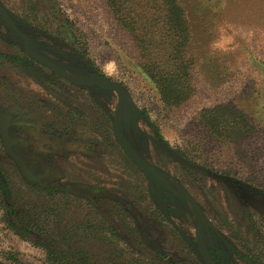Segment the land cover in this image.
I'll use <instances>...</instances> for the list:
<instances>
[{"label": "rangeland", "instance_id": "374dc122", "mask_svg": "<svg viewBox=\"0 0 264 264\" xmlns=\"http://www.w3.org/2000/svg\"><path fill=\"white\" fill-rule=\"evenodd\" d=\"M178 3L189 28L193 94L183 106L167 109L106 0H0L35 50L73 76L102 74L127 89L153 125L134 115L125 136L197 200L213 225L207 235L203 230L202 242L219 246L221 264H264V0ZM126 4L134 18L159 19L163 29L160 2ZM71 92L76 99L74 111L63 112L71 118L66 123L49 114L47 105L57 111L59 99L64 102ZM118 101L115 92L69 87L32 63L24 41L0 18V111L27 125L11 129L15 152L39 183L67 193L52 199L29 186L0 140V168L9 186L6 193L0 190V264H51V244L60 250L64 235L94 264H150L157 256L158 264H204L197 237L202 221L194 205L148 181L117 145L111 124ZM218 106L241 110L258 133L245 144L214 141L199 121ZM162 142L205 170L173 162ZM238 190L254 203L242 201ZM35 214L42 215L40 225L25 231L21 218Z\"/></svg>", "mask_w": 264, "mask_h": 264}, {"label": "trees", "instance_id": "16d2710c", "mask_svg": "<svg viewBox=\"0 0 264 264\" xmlns=\"http://www.w3.org/2000/svg\"><path fill=\"white\" fill-rule=\"evenodd\" d=\"M157 1L162 4L164 12L162 30L159 28L161 24L159 19H151L148 23H143L130 15L126 0H106V4L117 26L132 38L141 60L140 67L155 84L163 105L167 109H177L193 94L192 62L187 56L189 28L185 20V12L178 0H155V3ZM71 30L75 41L80 44L84 52L85 43L81 42L74 25ZM138 115L151 126L153 125L144 110L140 109ZM199 122L212 139L218 142L245 144L256 135V132L258 133L257 127L249 120L248 115L231 106H218L212 110H205ZM122 123L124 127L129 125L124 118ZM180 154L189 158L183 153ZM27 180L32 187L35 180L30 176ZM33 188L39 193L50 195L52 199L62 195V192L55 188H44L39 183H34ZM0 190L5 193L9 191L7 179L1 168ZM50 216L51 213L47 214V223ZM41 218L42 215L35 214L31 218H21L20 222L25 231H31L36 225H40ZM56 244L52 243L48 251L51 264H94L89 254L76 245L71 237L64 235L60 250L55 248ZM150 264L158 263L152 260Z\"/></svg>", "mask_w": 264, "mask_h": 264}, {"label": "water", "instance_id": "95a60500", "mask_svg": "<svg viewBox=\"0 0 264 264\" xmlns=\"http://www.w3.org/2000/svg\"><path fill=\"white\" fill-rule=\"evenodd\" d=\"M0 15L3 17L6 23L11 25L12 29L20 37H22L26 42L29 41V38L18 29V27L13 23V21L9 18L7 13L2 8H0ZM40 58L43 60V64L47 68H49L50 70H52L53 72H55L56 74H58L59 76L63 77L64 79H66L71 83L77 85H90L92 82H94L99 87L108 91H114L118 94L119 108L115 114L113 128H114L115 136L119 144L123 148L124 152L126 153V155L149 179L157 182L159 185H161L162 187H164L166 190L170 191L177 197H182L183 195H185L187 201L191 202L195 206L198 214L203 220V224L205 225L206 228H208L210 226V222L205 216L202 209L200 208L197 201L191 195L185 194L184 192L183 194L182 192L177 191L164 174L158 171L155 167H153L149 162H147L143 157H141L136 152V150L132 147L130 142L122 133L119 123L120 113H122L121 115L124 117V120H126L127 122L130 121L134 115H138L140 113V108L137 106L134 99L127 91V89L124 86H122L120 83L114 82L101 75H89L83 78H75L70 74H68L62 67L51 62L47 57L40 56ZM7 124L8 122L6 118H4L0 114V134L6 145V149L8 153L15 159L22 172L27 173L25 162L19 157L15 156V154L11 150L10 140L7 133ZM160 147L175 161L192 169L203 170L202 166L194 164L188 161L187 159L183 158L166 143H160ZM201 228L202 225H199L198 229L200 230ZM200 251L204 258L205 264H217L203 246L200 247Z\"/></svg>", "mask_w": 264, "mask_h": 264}, {"label": "flooded vegetation", "instance_id": "af4514ba", "mask_svg": "<svg viewBox=\"0 0 264 264\" xmlns=\"http://www.w3.org/2000/svg\"><path fill=\"white\" fill-rule=\"evenodd\" d=\"M0 8H2L3 9V7H1L0 6ZM4 11H5V9H3ZM6 12V11H5ZM7 13V12H6ZM7 15L9 16V18L13 21V23L18 27V29L23 33V34H25L28 38H29V41L28 42H26L22 37H20L13 29H12V27H11V25L10 24H8V23H6V21L3 19V17L0 15V18L3 20V22L5 23V25L14 33V35H16V36H18L20 39H22L23 41H24V44H25V50H26V52L28 53V55L30 56V59H31V62L33 63H35L36 65H38L39 67H41V68H43L44 70H46L47 72H49L50 74H52V76H54V78H58V79H60V80H62V81H64L69 87H74V88H82V89H89L90 90V92L91 93H94V94H96L98 91H103V92H114V91H108V90H105V89H103V88H101V87H99L98 85H96L94 82H92L90 85H77V84H74V83H71V82H69V81H67L66 79H64L63 77H61V76H59L58 74H56L55 72H53L52 70H50L49 68H47L44 64H43V60L40 58V56H44V57H47L51 62H53V63H55V64H57V65H59L60 67H62L68 74H70L68 71H67V69L63 66V65H61V64H59V63H57V62H55L54 60H52L49 56H47L46 54H44V53H41V52H39V51H37V50H35L34 48H33V46H32V39H31V37L29 36V35H27L23 30H22V28L19 26V24H17V22L10 16V14H8L7 13ZM26 63H27V61H26ZM71 76H73L72 74H70ZM89 75H101V76H103V77H106V76H104V75H102V74H97V73H90V74H87V75H85V76H82V77H76V76H73V77H75V78H83V77H86V76H89ZM107 78V77H106ZM109 79V78H108ZM111 80V79H110ZM113 81V80H112ZM115 82V81H114ZM118 83V82H117ZM122 85V84H121ZM123 86V85H122ZM73 92H76V91H73ZM73 92H71L68 96H67V99L70 101V102H68V100L67 99H65V101L63 102V101H61V99H59V104H60V107H62L63 109H61L60 107H57L58 109H56L57 111H55L54 109H53V107L54 106H52V105H50V101H49V104L47 105V110H48V113L50 114V113H53V114H55V115H57V116H59L60 118H61V120L62 119H65V121H66V123H67V120L68 121H70L71 120V118H70V116H63V112H64V114H67V113H65V111H70V112H73L74 110L72 109V107L71 106H74V99H76L75 97H74V95H72V94H76V93H73ZM116 93V92H115ZM49 95H52V93L51 92H49L48 93ZM87 94H89V93H87ZM118 95V94H117ZM81 96V94L80 93H78V99H79V97ZM69 97V98H68ZM71 98V99H70ZM94 98H95V96H94ZM133 98V97H132ZM89 99V98H88ZM118 99H119V97H118ZM137 104V103H136ZM138 106V105H137ZM139 107V106H138ZM118 108H119V101H118V107H117V109H116V111H115V113H114V118H113V121H112V124H111V130H112V135H114V138H115V140H116V143H117V145L120 147V149L124 152V150H123V148L121 147V145L119 144V142H118V140H117V138H116V136H115V133H114V128H113V124H114V119H115V114H116V112H117V110H118ZM140 108V107H139ZM141 109V108H140ZM57 112H59L60 114L58 115V114H56ZM122 112V111H121ZM0 114L4 117V118H6V120H7V122H8V124H7V133H8V137H9V140H10V146H11V150H12V152L15 154V156H17V157H19L20 159H22L24 162H25V166H26V170H27V173H24V172H22V170L20 169V167H19V165H18V167H19V170H20V172L24 175V177H25V179H26V183L29 185V182H28V180H27V178H28V176H30L32 179H34L35 181L33 182V184L34 183H39V181H38V178H37V176H35L34 175V173H32L28 168H27V165H26V161H25V159L23 158V157H21L20 155H18L16 152H15V146H16V144H15V139L12 137V134H11V129H13V128H23L24 126H27V125H25V123H22V121H19V117L17 116V115H15V117H9L7 114H5V113H3L2 111H0ZM122 113H120V120H119V123H120V127H121V131H122V133L124 134V125H123V123H122V121H123V118H122V115H121ZM70 115V114H69ZM73 116H75V115H73ZM105 119H106V121H109L108 120V118L107 117H105ZM64 121V120H63ZM131 121V120H130ZM130 121H128V123L130 122ZM130 124V123H129ZM124 136H125V134H124ZM126 137V136H125ZM127 138V137H126ZM0 140H1V142H2V144H3V146H4V149L7 151V149H6V145H5V143H4V141H3V138H2V136H1V134H0ZM128 140V139H127ZM129 141V140H128ZM130 142V141H129ZM162 143H164V142H162ZM131 144V143H130ZM167 144V143H166ZM132 145V144H131ZM168 145V144H167ZM170 146V145H169ZM132 147H133V145H132ZM171 147V146H170ZM134 148V147H133ZM172 148V147H171ZM135 149V148H134ZM162 149V148H161ZM173 150H175L174 148H172ZM136 150V149H135ZM163 150V149H162ZM164 151V150H163ZM179 155H181L180 154V152L179 151H177V150H175ZM136 152L141 156V154L136 150ZM165 152V151H164ZM7 153H8V151H7ZM166 153V152H165ZM124 154H125V156L128 158V160L131 162V164H133V166L135 167V168H137V170H139L142 174H143V176H145L146 177V179L149 181V180H151V179H149L131 160H130V158L126 155V153L124 152ZM167 154V153H166ZM8 155L15 161V159L8 153ZM168 155V154H167ZM169 156V155H168ZM182 156V155H181ZM142 157V156H141ZM170 157V156H169ZM183 157V156H182ZM144 158V157H143ZM171 158V157H170ZM183 158H185V157H183ZM145 159V158H144ZM185 159H187L188 161H190V162H192V163H194V164H197V163H195L191 158H185ZM146 160V159H145ZM171 160L173 161V162H175V163H177V164H180L181 166H183L184 168H186V169H189V170H197V169H192V168H190V167H187V166H185V165H183V164H181V163H179V162H177V161H175L174 159H172L171 158ZM147 161V160H146ZM16 162V161H15ZM148 162V161H147ZM16 164H17V162H16ZM197 165H199V164H197ZM200 166H202V165H200ZM154 167V166H153ZM203 167V166H202ZM203 170H205V168L203 167ZM203 170H197V171H203ZM163 174V173H162ZM167 177V176H166ZM168 179V178H167ZM169 180V179H168ZM151 181H153V180H151ZM170 181V180H169ZM154 183H156L157 185H158V187H160L166 194H168L169 196H171L172 198H174L175 200H177V201H180L181 203H183L184 205H187L188 206V203H191V202H189V201H187V199H186V196L185 195H183L182 197H177V196H175L173 193H171L170 191H168V190H166L164 187H162L161 185H159L157 182H155V181H153ZM170 183H171V181H170ZM33 184H32V187H33ZM39 184H41V183H39ZM172 184V186L177 190V191H179V192H184L185 194H189L185 189H183V190H179L173 183H171ZM42 185V184H41ZM30 186V185H29ZM43 186V185H42ZM44 188H48L47 186L45 187V186H43ZM49 188H55V189H57L58 191H60L58 188H56V187H49ZM183 193V194H184ZM64 194H67L65 191H62V195L63 196H65ZM189 195H191V194H189ZM238 195H239V197L242 199V201H245V202H248V203H254V200L253 199H251V198H249L243 191H241V190H238ZM192 196V195H191ZM80 197V196H79ZM193 197V196H192ZM194 198V197H193ZM195 199V198H194ZM79 200H82V197H80L79 198ZM84 200H86V199H84ZM196 200V199H195ZM197 201V200H196ZM89 203L91 204V201H89ZM198 203V202H197ZM95 204V202H93L92 203V205H94ZM199 204V203H198ZM92 205H90L89 206V208L91 209V207H92ZM200 206V205H199ZM195 207V206H194ZM201 208V207H200ZM202 209V208H201ZM203 211V210H202ZM204 212V211H203ZM204 214H205V212H204ZM205 216H206V214H205ZM199 217H200V215H199ZM207 217V216H206ZM200 219H201V217H200ZM207 219H208V217H207ZM209 220V219H208ZM201 221H202V223H200L199 225H202V228L199 230L198 229V234H197V237H198V251H199V253H200V255H201V257H202V259H203V263L205 264V261H204V258H203V256H202V254H201V251H200V247L201 246H203L206 250H207V252L210 254V256L212 257V259L217 263V264H221V262H220V257H221V251H220V249H219V246H217V245H215V244H213V242L211 243V242H209V240H208V244H204L203 242H202V236H201V234H202V232H203V230H204V232L206 233V235L209 233V231H210V229L211 228H213V225H212V223L210 222V220H209V222H210V226L208 227V228H206L205 227V225L203 224V220L201 219ZM89 225H91V223H89ZM198 225V226H199ZM210 243V244H209ZM160 256V255H159ZM154 260H156V262L157 263H160L161 262V257L160 258H158V256H157V258L155 257V258H153Z\"/></svg>", "mask_w": 264, "mask_h": 264}]
</instances>
